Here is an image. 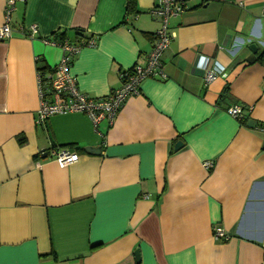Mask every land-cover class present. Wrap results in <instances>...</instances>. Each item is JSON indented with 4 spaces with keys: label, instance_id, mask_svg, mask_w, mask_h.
Returning <instances> with one entry per match:
<instances>
[{
    "label": "crops",
    "instance_id": "crops-1",
    "mask_svg": "<svg viewBox=\"0 0 264 264\" xmlns=\"http://www.w3.org/2000/svg\"><path fill=\"white\" fill-rule=\"evenodd\" d=\"M158 2L137 0L128 18L127 0L18 2L0 39V264H138L137 251L140 264H264V0H187L168 23L166 79H146L113 123L37 122L38 68L64 54L56 35L95 41L70 72L82 94L106 98L152 50ZM54 147L79 161L49 158Z\"/></svg>",
    "mask_w": 264,
    "mask_h": 264
},
{
    "label": "built area",
    "instance_id": "built-area-1",
    "mask_svg": "<svg viewBox=\"0 0 264 264\" xmlns=\"http://www.w3.org/2000/svg\"><path fill=\"white\" fill-rule=\"evenodd\" d=\"M5 22L0 31V39L8 40L12 34L11 19L18 2L26 3V0H6ZM187 0H159L154 6L151 15L153 19L160 22L161 27L156 34L152 50L144 55L143 59L131 67V70L120 74L122 86L111 92L108 97L92 99L82 94L79 90L75 76L70 72L74 57L84 47L95 46L94 40H81L73 43L68 40L60 43L63 50L62 61L57 67L49 70L46 75L38 72L40 107L37 116L38 124L46 123L49 117L60 114L80 113L86 114L92 120L94 128L98 127L100 121L107 119L110 124L121 109L123 103L132 96L140 95V86L146 79H166L163 67V54L171 45V35L168 23L172 17H177L185 10ZM36 28H32V37ZM264 48V44L262 45ZM223 69L218 66L208 68L204 71L203 81L206 85L213 83L222 73ZM230 115L238 121L245 116L243 106H232L228 110ZM49 158H53L61 164L73 165L79 161L80 156L76 150L54 147L49 152ZM213 162L205 163L204 168L209 171ZM214 235L218 240L228 239L223 229L215 227Z\"/></svg>",
    "mask_w": 264,
    "mask_h": 264
},
{
    "label": "trees",
    "instance_id": "trees-1",
    "mask_svg": "<svg viewBox=\"0 0 264 264\" xmlns=\"http://www.w3.org/2000/svg\"><path fill=\"white\" fill-rule=\"evenodd\" d=\"M127 13H126V18H128V17H134V16H137L138 14H139V8L137 7V0H127ZM125 18V19H126ZM126 23V22H125ZM77 35H78V37H80V38H82V37H84V35H83V33L82 32H78L77 33ZM57 37H56V42H60V43H62V42H64L65 40H68L67 39V35L65 34V33H63V34H59V35H56ZM81 40H84V39H81ZM81 40H79L78 42H75V43H79V42H81ZM85 40H90L89 38H86ZM259 60L261 61L262 60V57L260 56V58H259ZM49 70H47V66L45 67V66H40L39 68H38V72H41L43 75H46V73L48 72ZM225 95V93L222 95V97ZM246 115L243 117V119L242 120H240L239 122H240V124H246V122H247V119H246ZM21 142V144H24V141L23 140H21L20 141Z\"/></svg>",
    "mask_w": 264,
    "mask_h": 264
},
{
    "label": "water",
    "instance_id": "water-1",
    "mask_svg": "<svg viewBox=\"0 0 264 264\" xmlns=\"http://www.w3.org/2000/svg\"><path fill=\"white\" fill-rule=\"evenodd\" d=\"M249 50H250V51H253L254 54H257V53H258V49H257V45H256V44H252V45L249 47ZM182 145H183V144H182L181 142L177 143L176 146H175V150L180 149V148L182 147ZM263 147H264V146H263ZM84 152H85V153H89V154H93V155H99V154H100V148L86 147V148L84 149ZM135 257H136V262H137L138 264H140V253H139V251H137V252L135 253Z\"/></svg>",
    "mask_w": 264,
    "mask_h": 264
}]
</instances>
